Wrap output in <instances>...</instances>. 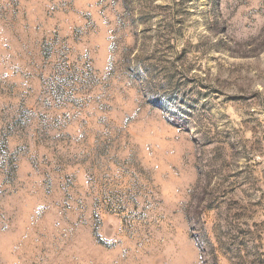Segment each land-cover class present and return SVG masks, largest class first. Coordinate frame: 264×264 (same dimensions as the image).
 Here are the masks:
<instances>
[{
  "label": "rangeland",
  "instance_id": "obj_1",
  "mask_svg": "<svg viewBox=\"0 0 264 264\" xmlns=\"http://www.w3.org/2000/svg\"><path fill=\"white\" fill-rule=\"evenodd\" d=\"M0 264H264V0H0Z\"/></svg>",
  "mask_w": 264,
  "mask_h": 264
}]
</instances>
